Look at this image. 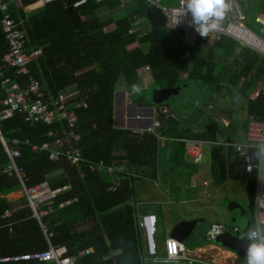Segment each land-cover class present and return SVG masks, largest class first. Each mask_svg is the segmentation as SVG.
<instances>
[{
	"label": "trees",
	"instance_id": "obj_1",
	"mask_svg": "<svg viewBox=\"0 0 264 264\" xmlns=\"http://www.w3.org/2000/svg\"><path fill=\"white\" fill-rule=\"evenodd\" d=\"M3 1L9 3L12 16L22 22L21 27L29 37V53L42 51L30 67L32 76L41 82L45 100L51 101L52 97L73 90L79 93L66 106L78 117L75 132L82 134L80 146L87 161L103 159L121 163L125 170L117 172L120 177L117 189L109 190L113 177L90 170L88 162L80 166L65 158L53 160L49 151L32 150V145L49 143L53 148L57 139H65L73 130L66 121L51 125L31 123L22 112L1 121L0 257L45 251L49 248V237L51 244L66 256L93 249L77 264H143L138 214L150 211L148 203H139L137 199L136 182L153 180L179 201L183 196L180 182L188 180L192 188V177L200 171L198 164L186 160L184 140L235 142L241 135L232 115L236 111H228L231 119L228 126L210 113L205 125L196 129L186 124L198 108L182 103H172L168 113L157 107L160 126L156 133L116 128L114 93L119 81L124 80L132 91L133 85L138 87L142 83L143 69L150 67L158 89H168L171 93L184 83L205 91L209 101L229 97L234 105L241 103L246 119L255 116L264 121V93L255 101L249 100L251 91L264 80V57L227 36L211 42L198 33L153 28L146 19L147 0H90L80 8H74L79 0H57L31 12L25 11L24 6L18 7L13 0ZM35 1L22 0V3L27 6ZM110 10L116 14L101 16ZM2 18L0 12V109L5 110L8 106L2 104L7 97L4 79L10 77L22 88H28L31 81L4 63L9 45L2 30ZM244 75L250 77L242 81ZM133 97L139 107L155 106L138 101L134 94ZM83 102L88 108L77 110L76 106ZM241 129H247L246 120ZM3 137L9 146L15 139L23 142L18 162L26 170V185L47 181L57 191L50 204L40 206V211L52 209L40 220L34 217L26 196L20 201L8 196L22 186L17 175L6 172L10 158ZM209 147L213 183L221 186L228 180H246L253 216L257 174L246 171L243 159L233 149L220 144ZM59 169L63 172L51 175ZM191 188L186 193L190 194ZM9 210L12 217H4ZM153 211L160 220L162 206H156ZM206 244L207 240L201 247Z\"/></svg>",
	"mask_w": 264,
	"mask_h": 264
},
{
	"label": "built area",
	"instance_id": "obj_2",
	"mask_svg": "<svg viewBox=\"0 0 264 264\" xmlns=\"http://www.w3.org/2000/svg\"><path fill=\"white\" fill-rule=\"evenodd\" d=\"M15 3L22 0H13ZM57 0H37L29 6H36L37 9L44 7L46 4ZM90 0H79L74 3V8H80L87 5ZM103 2L105 0H97ZM125 2L126 0H122ZM164 1L171 3L170 6L163 5ZM264 7V0H258ZM147 3L161 8L167 18V28L175 30H184L188 33H197L195 27L190 24L191 14L186 16H177L178 12L182 11V0H147ZM177 4L174 6L172 4ZM228 9L221 21L220 28L213 33H210L207 38L211 42L219 41L227 36L239 45L250 48L259 55L264 56V13H260L255 18V23L260 26V30L256 31L247 24V15L243 7L236 0H227ZM0 12L3 14L1 26L4 36L9 45V51L4 57V63L7 66L17 69L19 76L30 77L31 84L28 88H22L19 83H16L12 78L4 79V86L7 90V97L2 104L8 106L7 109H0V122L12 118L17 112H22L27 115V119L31 123L42 122L46 125H51L56 121H66L73 129L70 134L64 139H57L55 147H51L49 143L42 146L32 145V150L38 152L49 151V156L53 160L65 158L67 161L76 165H83L88 162L84 156L80 146L82 134L75 132L77 128L78 117L74 111L67 108L68 101L79 94L76 91L72 93H61L57 97H52L51 101L45 100V95L42 90L41 82L32 76L30 64L32 60L41 54V50L32 54L28 51V39L25 28H22V22H18L10 13L9 3L0 0ZM2 72V68L0 67ZM151 73L150 67H145L143 72ZM250 76H242L241 80L245 81ZM264 93V80L258 84L250 93L249 100L255 101L260 94ZM87 109L86 102L76 106L77 110ZM164 112L168 113V109L164 108ZM246 140L244 142H210L198 139H185V158L187 161L201 165L204 161V149L212 145H222L227 149H233L238 157L243 159L246 171L250 174L256 173L258 176L256 185L255 209L253 214L254 224L251 230L257 231V237H264V121H261L255 116H249L247 120ZM226 126L229 124L223 122ZM155 127L147 129V132L156 133V128L160 126L158 121L155 122ZM1 132V127H0ZM144 132V131H142ZM160 139L164 140L160 136ZM3 141L6 145L7 152L10 158V164L6 172L13 176L17 175L22 190L28 199V205L34 213V217L38 220L42 216L52 212V209L40 211L42 204H50L56 196L57 191L50 188L47 181H43L37 185L28 187L26 185L27 174L24 167L19 166L21 158L22 141L15 139L12 146H9L5 138ZM30 144L29 141L25 142ZM89 169L92 171L106 172L113 177V184L109 190H116L120 181L117 172L125 170L124 164L108 163L101 159L99 161H89ZM63 205V203L61 204ZM12 211L6 212V218L12 217ZM159 217L156 213L147 212L138 215V227L142 240V263L143 264H238L239 256L234 252L226 251L224 247L216 246L211 242L223 233H233L243 237V231L239 227L228 229L227 227L216 224L213 225L207 233V244L204 247L196 249L188 248L185 244L167 238L163 246L158 240ZM52 236V234H50ZM49 248L42 252H35L17 256L0 257L2 262H20V261H37L43 264H77L80 258H83L93 252L92 248H88L79 252L76 256H66L63 250L53 246L49 241ZM164 250V255H162ZM218 252L216 259L210 258L209 251ZM225 252L231 253L235 258L234 261H229ZM213 256V255H212ZM246 263V261H245Z\"/></svg>",
	"mask_w": 264,
	"mask_h": 264
},
{
	"label": "rangeland",
	"instance_id": "obj_3",
	"mask_svg": "<svg viewBox=\"0 0 264 264\" xmlns=\"http://www.w3.org/2000/svg\"><path fill=\"white\" fill-rule=\"evenodd\" d=\"M163 5L170 6L171 3L164 1ZM172 5L177 6L175 3ZM250 8H253L252 3H250ZM115 12L116 11L110 10L105 13H101V16L103 18L111 17L116 14ZM247 15L250 26L254 30L259 31L260 26L255 23L256 15H254V11L248 10ZM142 78V83L138 84V87L140 88L138 93L131 91L129 87L125 85L124 80L121 79L119 81L116 90L126 91L127 100L130 98V101H125V106H123L121 102V94L117 95V109L119 113L118 123L121 122L120 120L123 112H126V117L128 113L131 112L132 106H126L128 105L126 103L135 102L133 94L137 97L138 101L141 100L144 101L145 104L152 103L155 105L154 107L145 108L158 107L153 102V95L154 90L159 88V84L153 82L152 74H149V72H144L142 74ZM168 101L171 104L182 103L184 106L195 105V107L198 108L197 112L193 114L192 118L187 122V127H193L196 129L203 127L207 120L206 116L210 113L215 114L221 122H226L227 119L223 116H227L228 111H236L232 115L234 120L237 121V131H240L239 134L246 133L243 129H240L242 122L245 120L247 122L246 112L244 108H242L241 103L234 105L232 101H229V97L222 98L221 101H209V97L205 96V91L198 88H189V86H186V84L183 83L181 87L169 93ZM142 124L144 126H148L149 120L142 122ZM131 131L133 130L131 129ZM203 164L206 166L203 170L204 176H195V178L198 179V183L196 185L192 186V180V188L190 187L188 180L186 183L185 180L180 182L183 196L179 201L174 199L173 196L168 195L170 198L169 202L168 198L165 197L164 194L167 192L166 188L159 183H154L153 180L146 179L136 182L138 201L148 203L149 210L155 209L158 205L162 206V218L160 219L158 226V238L160 242L164 243V241L169 238L170 231L173 226L177 225L181 221L196 223L198 228L197 230H200L202 233L210 229L212 225L216 224L223 225L228 229L239 227L242 231L251 230L254 220L252 216V208L250 206L248 182L246 180H228L221 186L215 185L210 172L211 156L210 147L208 146L204 149V161L201 165ZM204 179L207 183H203ZM190 188L191 193H186V191ZM163 243L161 244L162 246ZM211 243L216 246H220V248L223 247L216 241ZM225 250L231 251L229 249ZM208 251L210 258L216 259V254H218V252L212 250ZM231 252L234 253L233 251ZM161 254L164 255V250H162ZM234 258V256H230L228 259L229 261H234ZM236 263L246 264L245 260L242 259L237 260Z\"/></svg>",
	"mask_w": 264,
	"mask_h": 264
},
{
	"label": "water",
	"instance_id": "obj_4",
	"mask_svg": "<svg viewBox=\"0 0 264 264\" xmlns=\"http://www.w3.org/2000/svg\"><path fill=\"white\" fill-rule=\"evenodd\" d=\"M146 19L150 23V25L153 28L157 29H165L167 28V18L166 15L163 13L161 8L156 7L155 5H152L150 3H147L146 7ZM170 91L168 89H155L154 95H153V102L160 108H171V103L168 101ZM121 94L122 96V104H125V91H118L115 90L114 93V119L116 122V125L118 128L127 129V130H142L147 131L149 127L153 126V119H150L148 126H141L138 129H134V122L135 119L133 116L132 119L129 120L128 123H126L124 119V113L121 115V122L118 123V109H117V95ZM129 106H132L134 115L136 113V110L138 111H153V108H145V107H137L134 103H129ZM173 112V111H172ZM187 116V115H186ZM213 226V225H212ZM210 227V229L212 228ZM196 223H191L187 221H181L177 225H174L173 228L170 231L169 238H173L174 240H177L181 242L182 244H185L187 247H190L192 249H196L198 247H201L202 244L205 243L207 239V233H202L200 230H197ZM210 229H208L210 231ZM208 231V232H209ZM249 230H244L243 237H240L233 233H223L217 237L215 240L218 244H221L223 247L235 252L240 259L245 260V254L246 249L248 246L249 241L247 240V233ZM202 234V235H200ZM205 238V240H202V238Z\"/></svg>",
	"mask_w": 264,
	"mask_h": 264
},
{
	"label": "clouds",
	"instance_id": "obj_5",
	"mask_svg": "<svg viewBox=\"0 0 264 264\" xmlns=\"http://www.w3.org/2000/svg\"><path fill=\"white\" fill-rule=\"evenodd\" d=\"M182 9L177 16L190 13V24L201 37H207L220 28L228 4L227 0H182ZM132 91L138 93L140 89L133 85ZM247 240L249 243L245 254L246 264H264V237L258 238L257 231L250 230Z\"/></svg>",
	"mask_w": 264,
	"mask_h": 264
},
{
	"label": "crops",
	"instance_id": "obj_6",
	"mask_svg": "<svg viewBox=\"0 0 264 264\" xmlns=\"http://www.w3.org/2000/svg\"><path fill=\"white\" fill-rule=\"evenodd\" d=\"M237 2H239V4L243 7V9H244V11H245V13H246V15H247V12H248V10H251V11H254V15H258V14H260V13H264V7H263V5L261 4V3H259V1L258 0H236ZM250 3H252L253 4V8H250ZM16 5L18 6V7H23L24 9H25V11H27V12H31V11H33V10H36L37 8H36V6H29V5H27V6H25L23 3H22V1H17V3H16ZM247 24L250 26V24L248 23V15H247ZM241 46V45H240ZM243 47V46H242ZM258 54V53H257ZM259 55V54H258ZM261 56V55H260ZM262 57H264V56H262ZM73 91H75V90H73ZM127 93H126V91H125V101H130V98H129V100H127V95H126ZM221 101V100H220ZM129 103H131V102H128V103H126V104H128V105H126V106H129ZM137 105V104H136ZM210 106V105H209ZM137 107H138V105H137ZM157 107L156 108H153V111L151 112V111H146V112H144V111H138V110H136V113L134 114V115H131L130 113H128V115H127V117H126V113H124V119H125V121H126V123H128L129 122V120L130 119H132V117L131 116H133L134 117V119H135V122L133 123L134 124V129H138V128H140V125L142 124V122H144V121H146V120H149L150 121V119H153V126L152 127H149V128H153V127H155L156 125H155V122L157 121V118H156V115H157ZM225 119H227V121H226V123H230V121H231V119L228 117V116H223ZM249 117V116H248ZM248 117H247V120H248ZM143 118H146V119H143ZM116 122L117 121H115V119H114V126L116 127V128H118L117 127V125H116ZM248 122V121H247ZM248 124V123H247ZM141 126H143V124L141 125ZM125 128V127H124ZM123 128V129H124ZM121 129V128H120ZM240 129H241V127H240ZM244 130V129H243ZM133 131H136V130H133ZM138 132H142V130H137ZM245 132H247V129L246 130H244ZM241 135V138L240 139H237L236 141H238V142H244L245 140H246V133H244V134H240ZM200 166V171H199V173L196 175V177L198 176V177H200V176H204V174H203V170L206 168V166H204V164L203 165H199ZM61 172H63V169H59V170H57V171H55L54 173H52L51 175H56V174H60ZM156 183V182H155ZM198 183V179L197 178H195V176H193L192 177V186H194V185H196ZM203 183H207V181L204 179L203 180ZM154 184V183H153ZM156 184H158V183H156ZM225 184V183H224ZM165 194V197H167L168 198V201H169V196L167 195V193H164ZM9 196V198L11 199V200H13V201H20V200H22L23 199V197H24V192H23V190L22 189H19V190H17V191H14V192H12L11 194H9L8 195ZM170 202V201H169ZM139 203H142V202H139ZM150 212H153V213H156V212H154L153 210H149ZM142 213H145V212H143V211H141V212H139V214H142ZM138 214V215H139ZM209 231V230H208ZM206 233H208V232H206ZM160 244H162L163 242H159ZM225 255H226V257H229V256H233L231 253H228V252H225Z\"/></svg>",
	"mask_w": 264,
	"mask_h": 264
},
{
	"label": "flooded vegetation",
	"instance_id": "obj_7",
	"mask_svg": "<svg viewBox=\"0 0 264 264\" xmlns=\"http://www.w3.org/2000/svg\"><path fill=\"white\" fill-rule=\"evenodd\" d=\"M131 103H132V102H131ZM123 106H125V105H123ZM123 113H126V112H123ZM132 113H133V110H131L130 114L132 115Z\"/></svg>",
	"mask_w": 264,
	"mask_h": 264
}]
</instances>
